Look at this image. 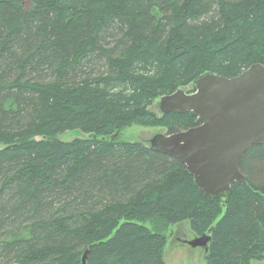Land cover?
<instances>
[{
	"label": "trees",
	"instance_id": "16d2710c",
	"mask_svg": "<svg viewBox=\"0 0 264 264\" xmlns=\"http://www.w3.org/2000/svg\"><path fill=\"white\" fill-rule=\"evenodd\" d=\"M24 1L0 0V264H81L85 251V264H165L152 219L212 227L206 264L261 259L264 144L221 198L116 137L131 123L192 127L189 112L149 106L202 73L264 65V0Z\"/></svg>",
	"mask_w": 264,
	"mask_h": 264
},
{
	"label": "water",
	"instance_id": "95a60500",
	"mask_svg": "<svg viewBox=\"0 0 264 264\" xmlns=\"http://www.w3.org/2000/svg\"><path fill=\"white\" fill-rule=\"evenodd\" d=\"M191 87L160 96L158 106L164 114L189 112L194 126L157 133L149 148L182 162L205 195L225 198L234 182L245 181L240 165L247 148L264 144V65L253 63L233 77L205 72ZM211 229L184 242L206 252ZM85 259L86 251L81 264Z\"/></svg>",
	"mask_w": 264,
	"mask_h": 264
},
{
	"label": "rangeland",
	"instance_id": "374dc122",
	"mask_svg": "<svg viewBox=\"0 0 264 264\" xmlns=\"http://www.w3.org/2000/svg\"><path fill=\"white\" fill-rule=\"evenodd\" d=\"M24 6H29L28 1H24ZM185 92H191V83L181 87ZM159 97L155 98L149 109L157 115L161 114L158 106ZM168 130L163 126H145L142 124L131 123L123 126L117 133V140L140 142L149 146V140L157 133L167 134ZM79 136L77 131H66L57 137L61 140H70ZM151 230L161 232L166 239L165 246L162 250V258L165 264H206V254L202 247H190L186 240H191L195 236L189 227L187 220L166 224L158 219L148 220L144 223ZM251 264H264V255L261 259H252Z\"/></svg>",
	"mask_w": 264,
	"mask_h": 264
}]
</instances>
